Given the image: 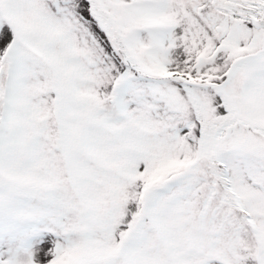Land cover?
<instances>
[{
	"label": "snow or ice",
	"instance_id": "1",
	"mask_svg": "<svg viewBox=\"0 0 264 264\" xmlns=\"http://www.w3.org/2000/svg\"><path fill=\"white\" fill-rule=\"evenodd\" d=\"M0 264H264V0H0Z\"/></svg>",
	"mask_w": 264,
	"mask_h": 264
}]
</instances>
